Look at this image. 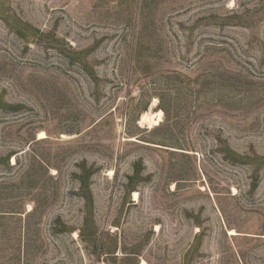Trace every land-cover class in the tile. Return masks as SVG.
Segmentation results:
<instances>
[{"label": "rangeland", "instance_id": "374dc122", "mask_svg": "<svg viewBox=\"0 0 264 264\" xmlns=\"http://www.w3.org/2000/svg\"><path fill=\"white\" fill-rule=\"evenodd\" d=\"M0 264H264V0H0Z\"/></svg>", "mask_w": 264, "mask_h": 264}, {"label": "bare ground", "instance_id": "6f19581e", "mask_svg": "<svg viewBox=\"0 0 264 264\" xmlns=\"http://www.w3.org/2000/svg\"><path fill=\"white\" fill-rule=\"evenodd\" d=\"M160 120H158L156 118V116H154L153 114H149V113H146L143 118H142V123H148L149 126H157L159 124ZM47 136H46V133L45 132H40L39 133V139L42 140V139H45ZM134 197L137 198V193L134 194ZM135 198V199H136ZM230 234H235L234 231H230Z\"/></svg>", "mask_w": 264, "mask_h": 264}, {"label": "trees", "instance_id": "16d2710c", "mask_svg": "<svg viewBox=\"0 0 264 264\" xmlns=\"http://www.w3.org/2000/svg\"><path fill=\"white\" fill-rule=\"evenodd\" d=\"M92 175V173L90 171H85L83 172V174L80 176V181H81V186L82 188L84 187L86 189V193L88 195H90V190L87 184V181L89 180L90 176Z\"/></svg>", "mask_w": 264, "mask_h": 264}]
</instances>
